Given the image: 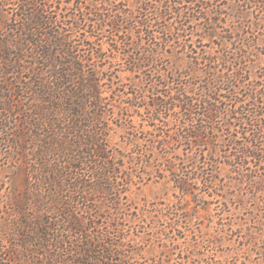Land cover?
Here are the masks:
<instances>
[{
	"label": "trees",
	"instance_id": "obj_1",
	"mask_svg": "<svg viewBox=\"0 0 264 264\" xmlns=\"http://www.w3.org/2000/svg\"><path fill=\"white\" fill-rule=\"evenodd\" d=\"M0 14V140L16 153L0 264H173L142 254L180 214L140 207L144 175L187 205L223 165L264 182V0H0ZM124 73L148 76L150 102Z\"/></svg>",
	"mask_w": 264,
	"mask_h": 264
},
{
	"label": "rangeland",
	"instance_id": "obj_2",
	"mask_svg": "<svg viewBox=\"0 0 264 264\" xmlns=\"http://www.w3.org/2000/svg\"><path fill=\"white\" fill-rule=\"evenodd\" d=\"M2 25L0 22V28ZM107 34L108 32L104 34V40L109 39ZM169 51L165 72L172 75L171 73L178 71V66L184 67V63L178 61V51ZM253 53L254 59L257 55L260 56L264 66V46L259 43L254 47ZM119 67L120 65H116V68ZM129 75L122 74V80L129 84L126 90L130 92L134 88L142 87L141 95L150 102L153 91L148 76L144 79L133 76L127 79ZM172 84L173 87L178 86L176 82ZM198 86L199 84L195 86L196 90ZM130 94L132 96V93ZM135 120L138 123L141 118L136 116ZM175 127L176 125L172 124L169 132L172 133ZM224 137L228 138L227 135ZM3 143L0 140V177L6 183L0 192V208L4 211L7 207L5 202L8 200L9 188L16 187V153ZM240 150V145H237L227 154ZM170 151L172 154L184 156L181 146H175ZM250 166L255 168V163L251 162ZM222 168L210 187L204 186L203 182L208 181L203 177L194 181L199 189L189 196L190 205L185 202L180 204L183 199L180 198L179 190L173 188L172 182L167 183L164 179L151 177L149 180L150 176L144 175L145 181L140 184V189L133 187V197L137 199L140 207L147 204V208L152 209L151 203L164 200L180 205V214L173 219L175 228H168L166 234L161 235L158 239L161 245L153 247L146 240L142 242V254L145 258H153L165 251L173 264H264V182L259 178H254L252 182L249 178L240 179L242 177L232 172L229 166L223 165ZM241 174H248V171ZM153 214L151 216H154ZM149 223L151 222L148 218L145 228L139 229L144 231L142 234H156L157 230L162 228L157 224L152 227Z\"/></svg>",
	"mask_w": 264,
	"mask_h": 264
}]
</instances>
